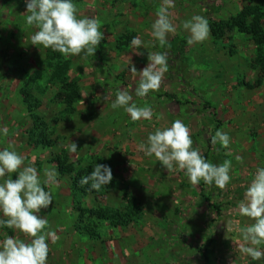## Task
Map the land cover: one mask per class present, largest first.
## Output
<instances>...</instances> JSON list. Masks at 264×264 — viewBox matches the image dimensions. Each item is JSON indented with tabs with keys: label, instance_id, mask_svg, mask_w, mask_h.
<instances>
[{
	"label": "rangeland",
	"instance_id": "374dc122",
	"mask_svg": "<svg viewBox=\"0 0 264 264\" xmlns=\"http://www.w3.org/2000/svg\"><path fill=\"white\" fill-rule=\"evenodd\" d=\"M21 1L0 0V150L24 157V166L35 167L42 182L45 170L55 173L54 182L43 185L52 193V205L38 214L48 221L45 231L56 234L54 242L47 240L46 264H264V258L252 260L237 246L243 242L238 229L253 223L238 214L237 205L257 169L264 168V47L238 28L215 37L210 27L225 26L248 8L254 9L246 13L252 22L264 14V0H174L169 18L176 32L167 35L164 47L151 35L162 0H74L77 18L97 19L103 39L94 56L66 57L73 61L71 77L80 89L74 114L66 113L59 86L45 97L37 94L47 136L55 143L50 151L30 145L32 123L19 94L35 74L45 85L51 73L46 60L50 48L31 44L37 29L26 24ZM194 15L208 21L209 35L189 45L191 34L182 24ZM137 36L143 55L131 45ZM156 52L167 54L168 71L158 91L138 97L139 75L133 76L130 67L141 71L149 63L148 53ZM120 90L129 91L137 106L150 107L152 119L133 122L123 108L113 109ZM167 94L176 98H165ZM176 120L190 129L193 147L206 160L217 165L231 160V180L223 190L207 185L203 195V181L194 186L184 171L174 165L168 172L154 155L140 150L149 134ZM217 130L229 135L227 149L211 144ZM72 142L75 153L69 151ZM57 156L75 167L77 161L86 168L110 166L113 185L103 186L98 198L79 193L74 199L69 178H61L49 163ZM10 175L15 179L17 174ZM79 206L102 210L113 221L121 214L130 224L114 228L96 222L95 229L91 220L87 232L74 210ZM7 237L30 242L18 230L0 227V241ZM258 247L264 251V245Z\"/></svg>",
	"mask_w": 264,
	"mask_h": 264
},
{
	"label": "clouds",
	"instance_id": "9594fccd",
	"mask_svg": "<svg viewBox=\"0 0 264 264\" xmlns=\"http://www.w3.org/2000/svg\"><path fill=\"white\" fill-rule=\"evenodd\" d=\"M26 24L37 29L31 36L32 45H42L63 56H94L97 46L103 39L100 22L94 18H77V6L73 0H25ZM174 0H162L156 12L157 19L152 24L151 35L159 41L161 47L167 44V35L175 33L176 28L170 20L169 9L173 8ZM182 27L190 32L187 40L189 45L203 42L208 38V21L194 15L184 21ZM131 45L137 55L143 45L140 37H133ZM146 67L137 71L134 65L130 67L133 76L139 75L135 94L145 97L150 91L160 89L164 74L168 71L167 54L148 53ZM133 97L127 90H120L112 103L113 109L123 108L133 122L151 120L153 111L148 106L139 107L132 102ZM7 129L4 135L7 136ZM213 146L219 144L227 149L230 137L226 132L217 130L211 136ZM69 151L75 153L77 144L72 142ZM140 150L148 157L155 158L168 171L174 170V165L184 171L192 185L201 181L209 186L223 190L230 182L231 160L222 164H214L206 160L198 148L193 147L190 129L180 120L174 121L170 127L157 129L149 134L147 145L141 144ZM239 159V158H238ZM16 173L13 179L10 174ZM7 179H4L5 176ZM55 173L45 170L46 179L42 182L33 166H24V157L14 150H0V227L16 229L30 238V242L7 237L0 241V264H46L49 253L47 240L56 238L54 232L45 231L48 221L38 215L42 209L52 205V193L46 191L43 185L54 182ZM113 180L110 166L95 164L93 171L82 176L80 185H89L91 190L100 191ZM238 214L247 217L253 223L240 227L242 243H238L240 253L258 261L264 258V251L258 246L264 245V168H258L251 181L244 199L237 205Z\"/></svg>",
	"mask_w": 264,
	"mask_h": 264
},
{
	"label": "trees",
	"instance_id": "16d2710c",
	"mask_svg": "<svg viewBox=\"0 0 264 264\" xmlns=\"http://www.w3.org/2000/svg\"><path fill=\"white\" fill-rule=\"evenodd\" d=\"M75 1L73 0V3ZM25 1H21V4L24 6ZM256 13L259 11V9H255ZM252 13L254 12L253 8H248L247 11L245 10V14L243 16L234 17L232 18L227 25H223L220 23H213L211 25V30L213 32V35L215 37H220L223 35L224 30L226 28L233 30L234 28H238L242 34H246L250 36L255 42V45L258 47H264V14L258 13L259 15H256V19L252 22L248 21V17L246 16V13ZM243 17V18H242ZM47 65L50 70L49 80L45 83V85H41L39 83V80L37 79L40 74H35L33 77L30 78L26 85V89L21 90L19 92L21 96V103L24 105L27 113V120L32 123V127L29 131V141L31 142L30 145L34 148V150H41V151H50V149H54V141L47 136V130H49L48 124L44 121V118L40 115L39 111L43 106L42 99L37 98V94L45 97L46 94H48L49 90L52 88V86H59L61 88V92L59 95H57L60 99V101L65 104L66 107V113L67 114H74L76 109L74 108V105L77 104V101L79 100V94L80 89L78 87V82L76 80H73L71 77L72 73V65L73 61L72 59H67L65 56L60 54L59 52H55L52 49H49L47 51ZM100 53V52H98ZM96 61H99V58H97ZM261 68L264 69V60H260ZM1 91V86H0ZM165 98H171L175 99L176 97L172 95H165ZM177 103H179L177 101ZM180 104V103H179ZM52 159V158H51ZM49 161L50 164H55L56 172H58V175L62 178H69L71 181L70 183V190L72 193V196L74 199L77 197V195L80 193L83 195V198L87 199L90 195L99 197L98 195L100 192L96 190H91L89 185H80V179L82 176H86L90 174L93 171V166H90V168H86L85 166H82L80 161H77L76 167L73 165H70L68 163L67 158H61L57 156V158L53 157V159ZM92 167V168H91ZM110 185V184H109ZM108 185V186H109ZM111 185H113V181H111ZM207 184L202 185V194L204 195L205 189ZM107 187V186H106ZM75 211H77L79 215V221L83 225H89L88 221L93 222V225L90 226L95 228L94 224L96 222H99L100 224L103 223H109L110 226L114 228H120L124 227L127 224H130L126 221H123V217L121 214H116L113 221V216H110L108 213L102 212V210L99 209H85L82 206L75 207ZM97 226V224H96ZM99 227V226H98ZM89 228V226H88ZM87 229V232L90 230ZM90 232V231H89ZM90 236L94 235L95 233H89ZM88 234V235H89ZM97 238H100L97 237Z\"/></svg>",
	"mask_w": 264,
	"mask_h": 264
}]
</instances>
